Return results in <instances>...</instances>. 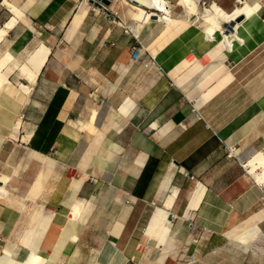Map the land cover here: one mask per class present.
I'll return each instance as SVG.
<instances>
[{"label":"crops","instance_id":"0c3cea01","mask_svg":"<svg viewBox=\"0 0 264 264\" xmlns=\"http://www.w3.org/2000/svg\"><path fill=\"white\" fill-rule=\"evenodd\" d=\"M22 1L47 29L50 52L35 83L45 100L26 141L30 157L0 194V254L9 245L44 257L58 248L52 264H170L146 228L174 179L172 210L206 243L253 226L264 234V182L248 170L264 153V0H245L259 7L226 46L180 0H168L181 10L168 22L136 26L113 11L115 0ZM194 1L226 10L237 2ZM77 199L83 209L68 225ZM256 254L264 264V240Z\"/></svg>","mask_w":264,"mask_h":264},{"label":"rangeland","instance_id":"374dc122","mask_svg":"<svg viewBox=\"0 0 264 264\" xmlns=\"http://www.w3.org/2000/svg\"><path fill=\"white\" fill-rule=\"evenodd\" d=\"M11 1L16 2L20 8L27 11L26 7L28 3L24 5L22 0ZM75 1L88 2V0ZM202 2L204 1L198 2V9H201L202 7L211 8L214 5V3L210 2H206V4L203 5ZM181 3L184 5L183 1H181ZM113 6V11L117 13L118 16L121 15V18H123L124 15L128 16L130 14L136 4L129 0H115ZM177 7L179 6L171 5V12L173 15L181 12V10H179L180 7ZM146 10L153 11L152 9ZM196 13L200 14V11ZM199 14L197 15L194 13L192 16L202 24L205 19L203 15L200 16ZM12 16L13 11H11L7 5L0 2V28H2ZM123 19H126L132 24L135 23V26L137 24L129 17ZM129 26L131 25L129 24ZM44 28L45 27L38 25L34 20L32 21V19L23 11V16L15 26L8 32L0 35V138L2 140L0 144V175H4L7 178L8 176H17L23 161L30 157V153L26 148V141L30 136L31 127L39 114V109L45 100V95L41 93L38 83L35 85L39 73L37 75L35 74L30 62L33 50H36L41 44H47L44 40L46 37L45 31L47 29L43 30ZM12 49L13 51L7 55V52ZM6 55L7 58H9L8 60L4 58ZM151 57L153 56L151 55ZM144 59L150 60L151 58L148 56V58L146 57ZM22 86L31 89L30 92L26 93V90L23 89ZM8 123L10 124L7 125ZM4 126L6 127L3 128ZM257 168L258 171H260L258 165ZM2 172L5 174H2ZM176 183L177 181L174 179L170 184L171 186L164 189L162 192L164 196L162 195L163 198H161V202H158L155 205L148 225L156 208L164 209L169 215H173L172 219L169 220V217L167 216L165 219L161 220V225L157 224L152 228V232L147 231L148 225L146 228L147 234L154 238L151 245L155 252L160 253L159 259L164 255H169L170 264L257 263L256 251H258L263 244V233H258V235H256L248 244H238L237 238L239 235H242V232L238 233L234 238L231 237L228 240H223L222 243L217 245H213L214 243L212 242L206 243V241L202 240L201 232L199 230H195L189 226L188 221L175 216L176 213L172 210V206L179 191V187ZM173 185H177L176 187L178 189ZM172 188H175V190L172 191ZM196 190L192 194L188 209L184 213L185 218H189L187 215L193 208L195 199L198 197V192H200L201 188L198 191ZM170 198H172V200ZM168 200L169 203L167 202ZM75 203L83 204L81 199H77L76 202L71 203V205ZM73 223L74 222L71 220L68 221V225ZM162 238H165V240L162 241ZM4 249L12 252L13 250H16L13 246L9 245ZM28 251L31 252V255L27 256L25 260L30 264L50 263L47 260L49 257L39 255L34 247L28 249ZM28 251L26 253L22 252L17 254L16 250L15 260L21 261ZM55 253L58 252L54 251L52 254ZM108 253L110 260H112L113 257H116V255H114L116 254L114 246H110ZM1 255L2 253L0 256ZM21 263L26 264L23 261Z\"/></svg>","mask_w":264,"mask_h":264},{"label":"bare ground","instance_id":"6f19581e","mask_svg":"<svg viewBox=\"0 0 264 264\" xmlns=\"http://www.w3.org/2000/svg\"><path fill=\"white\" fill-rule=\"evenodd\" d=\"M131 1H134L136 6H134V9L131 10L129 15H130V18L135 22H140L142 24V23L147 22L149 20H158L161 22H168L170 20L169 15H170V10H171V3H169L168 0H131ZM181 1H183L184 5H186L185 7L187 10V13L192 14V13H196V12L200 11V14H202L205 18V21L203 23V27L206 30V32L208 33V37H210V40H212L211 38H214L216 36V33H219V36H220V38H221V40L225 46L227 44L228 34H225L223 25L226 22L232 20L233 18H235L236 16H238L240 14H242L244 16H250L259 7L258 3L249 4V3L245 2L242 4V6L235 4L230 10H226V9L216 5V4H214L211 8L202 7L201 9H198L199 5L195 1H192V0H181ZM0 2L7 5L11 9V11H13L12 18L9 19V21L6 22L2 28H0V35H1V34L8 32L10 29H12L15 26V24L23 16V11L20 10V8L13 5L12 3H10L9 0H0ZM146 9H152L153 11H147ZM153 16H155L154 17L155 19H153ZM239 42H241V40H239ZM228 50H230V48ZM11 51H13V49L9 50V52H7L8 53L7 55H9L11 53ZM49 52H50V47L47 44H41L40 46H38V48L36 50H33V53L31 54V57H30V60H31L30 62L32 64L33 70L35 71L36 75L39 73L40 69L42 68L43 64L45 63L46 58L49 55ZM7 55L4 58H6L8 60L9 58H7ZM22 88L26 90V93L30 92V90H31V89H27L26 87H23V86H22ZM154 127H156V125ZM1 142H2V140L0 138V144H1ZM262 154H264V153L259 154L258 157H256L254 160H252L250 162L248 161L249 162L248 166L250 167V169H248V170L255 172L254 173L255 174L254 180L257 181L258 183L264 182V155H262ZM257 165L259 166L260 171H258ZM170 177H171V175H169V177H167L166 182H169ZM7 180H8L7 177H5L4 175H0V194L4 193L5 184H6ZM196 189H197L196 191H198V190H200V187H197ZM174 190H175V188H172V191H174ZM200 193H201V190H200V192H198V197L195 199L194 206L197 203L198 199H200L199 198ZM171 194H174V193H171ZM170 199L172 200V198H170ZM167 202L169 203V200ZM94 206L95 205H93V207ZM82 207H83V204H76V203L72 204L71 205V212L69 215V220H71L73 222L75 220H77V218L80 217V212L82 211L81 209H83ZM167 216L169 217V214L164 209L156 208L155 213L152 216L151 221L148 225L147 231H151L152 228H154V226H156L157 224L161 225V223H162L161 220L165 219ZM170 216L173 217V215H171V214H170ZM187 216L189 217L190 213ZM79 230H81V229H79ZM241 232H242V235L241 236L239 235V237L237 238L238 244L239 243L240 244H243V243L248 244L253 238H255L256 235H258L260 230H259L258 226H253L250 228H246L245 230H243ZM152 236H154V235H152ZM158 238H159V236H158ZM164 240H165V238H162V241H164ZM110 246L112 247L113 244H110ZM15 251L16 250H13V252H12V251L4 249L2 251V255L0 256V264H23V263H21L22 261L25 262L26 264H30L27 260H25V258H27V256L31 255V252H32L31 250H30L31 252L28 251V253L24 256V258L21 261L15 260V257H16ZM55 251L58 252V248ZM56 255H57V253L49 256V258L47 259L50 262L49 264H52V262H54ZM114 255L117 256V253Z\"/></svg>","mask_w":264,"mask_h":264},{"label":"water","instance_id":"95a60500","mask_svg":"<svg viewBox=\"0 0 264 264\" xmlns=\"http://www.w3.org/2000/svg\"><path fill=\"white\" fill-rule=\"evenodd\" d=\"M111 1L112 0H88L89 3H91L93 6H95L97 8H100L102 6H108L111 3ZM131 2L134 3V1H131ZM154 17L155 16H153V19H155ZM243 18H244V15L240 14V15L236 16L235 18H233L232 20L226 22L223 25L225 34L232 33L236 24L239 23ZM174 163L177 164V162H174ZM187 175L189 177L192 176L190 173H187ZM171 219H172V217L169 215V220H171Z\"/></svg>","mask_w":264,"mask_h":264},{"label":"built area","instance_id":"2783aa9c","mask_svg":"<svg viewBox=\"0 0 264 264\" xmlns=\"http://www.w3.org/2000/svg\"><path fill=\"white\" fill-rule=\"evenodd\" d=\"M243 3H245V0H237V2H236V4L237 5H242ZM202 4L204 5V4H206V2H202ZM141 52H142V45L141 44H134L133 46H132V56H133V58H138L139 56H140V54H141ZM150 60H153V57H151L150 56Z\"/></svg>","mask_w":264,"mask_h":264}]
</instances>
